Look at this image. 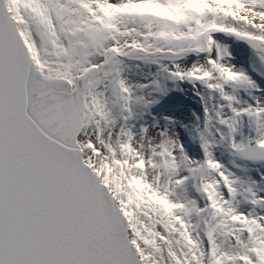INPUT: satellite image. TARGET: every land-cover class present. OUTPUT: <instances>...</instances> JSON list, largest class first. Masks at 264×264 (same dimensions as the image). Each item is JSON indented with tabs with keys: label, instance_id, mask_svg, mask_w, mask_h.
Segmentation results:
<instances>
[{
	"label": "snow or ice",
	"instance_id": "1",
	"mask_svg": "<svg viewBox=\"0 0 264 264\" xmlns=\"http://www.w3.org/2000/svg\"><path fill=\"white\" fill-rule=\"evenodd\" d=\"M258 76L264 0H0V264H264ZM184 82L198 157L135 123Z\"/></svg>",
	"mask_w": 264,
	"mask_h": 264
},
{
	"label": "rangeland",
	"instance_id": "2",
	"mask_svg": "<svg viewBox=\"0 0 264 264\" xmlns=\"http://www.w3.org/2000/svg\"><path fill=\"white\" fill-rule=\"evenodd\" d=\"M222 39L231 45V51L233 53L235 62L238 65H242L243 67L248 68V70L251 71V68H249V53H248L247 45L244 44L243 42L235 41L234 39L229 37H222ZM147 70H149V67L145 66V71ZM253 75L255 74L253 73ZM131 78L139 79V77L136 76ZM256 79L262 85H264V77L258 76L256 77ZM179 87L186 89V91L185 90L180 91L175 89L174 91L179 92V96L175 97L174 91H172L174 87H172L170 83L169 84L170 91L168 92V94L166 96H163L160 99L159 103L154 104L153 106H151L150 109L138 111L135 123L138 124L139 120L148 113L150 117L149 121L151 122V126L155 124L160 127H175L188 153L192 156L198 157L201 155V149L198 140L195 138V133L193 132V134L191 135V144H187V135L185 134V132H183L182 127L184 126L182 125H187L188 127L187 128L184 127V128H186V130H189V132H191V128L192 125L195 123V120L193 119L191 120L190 117L191 116L194 117V113L201 112V108L195 105V102L193 101V100L197 101L198 97L195 96L191 84L184 82L183 84H180ZM155 115H158L160 117L156 122H154V120L151 119V116L155 117ZM165 116L174 117L176 123L170 124L169 121L164 119ZM160 120H162V122ZM217 156L218 158L221 159H225V160L227 159L226 154L221 155V152L219 150L217 151ZM253 175H255V173H253Z\"/></svg>",
	"mask_w": 264,
	"mask_h": 264
},
{
	"label": "bare ground",
	"instance_id": "3",
	"mask_svg": "<svg viewBox=\"0 0 264 264\" xmlns=\"http://www.w3.org/2000/svg\"><path fill=\"white\" fill-rule=\"evenodd\" d=\"M134 71V70H133ZM148 71V70H147ZM135 72V71H134ZM130 75H131V77H134V76H136V77H139V78H141L140 76H138V75H135V74H131L130 73ZM175 89H177V88H174L172 91H174ZM178 90V89H177ZM185 91H186V89H184ZM174 96L176 97V96H179V92L178 91H174ZM193 98V97H192ZM188 99V98H187ZM190 99V98H189ZM192 100V99H191ZM194 102H195V105H197L198 107H200V104H199V102H198V100L196 101V100H193ZM158 118H160L158 115H155V117L154 116H151V119H153L154 120V122H156L157 120H158ZM191 118V120L193 119V120H195V117H193V116H191L190 117ZM149 119H150V117H149V114L147 113L146 115H144L140 120H139V123L137 124V126L139 127L140 125H145V126H151V122L149 121ZM161 122H162V120H160ZM180 122H181V120H180ZM184 122H185V120H184ZM183 128V132H185V134L187 135V144H191V135L193 134V132L191 131V132H189V130H186V128H184V127H182Z\"/></svg>",
	"mask_w": 264,
	"mask_h": 264
}]
</instances>
